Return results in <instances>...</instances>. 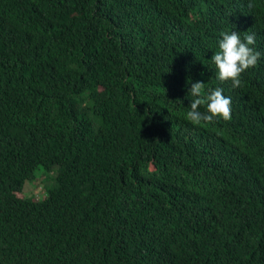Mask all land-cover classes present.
Wrapping results in <instances>:
<instances>
[{"label":"trees","instance_id":"trees-1","mask_svg":"<svg viewBox=\"0 0 264 264\" xmlns=\"http://www.w3.org/2000/svg\"><path fill=\"white\" fill-rule=\"evenodd\" d=\"M197 81L231 120L186 118ZM0 195V264H264V0H0Z\"/></svg>","mask_w":264,"mask_h":264},{"label":"clouds","instance_id":"clouds-1","mask_svg":"<svg viewBox=\"0 0 264 264\" xmlns=\"http://www.w3.org/2000/svg\"><path fill=\"white\" fill-rule=\"evenodd\" d=\"M222 39L219 42V52H215L212 61L218 72V79L221 82L232 81L234 88L241 87V74L249 68L255 67L261 57V53L256 51L255 34H246L241 39L239 33L235 31L221 32ZM188 95L191 99L190 110L186 118L195 125L213 122L216 118H222L225 121L231 120V98L223 94L222 88L209 89L205 93V83L197 81L191 84ZM201 106L206 107V111L201 112ZM19 195V193H18ZM4 196L0 195V201ZM19 232L13 230H0V253L6 249L17 246L15 243ZM20 237H23L20 235ZM14 242L15 245L12 246Z\"/></svg>","mask_w":264,"mask_h":264},{"label":"rangeland","instance_id":"rangeland-1","mask_svg":"<svg viewBox=\"0 0 264 264\" xmlns=\"http://www.w3.org/2000/svg\"><path fill=\"white\" fill-rule=\"evenodd\" d=\"M39 179V177L37 178ZM37 181V180H36ZM37 184H38V181H37ZM42 187H39L38 189H36V192H39L41 190Z\"/></svg>","mask_w":264,"mask_h":264}]
</instances>
